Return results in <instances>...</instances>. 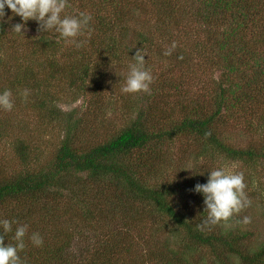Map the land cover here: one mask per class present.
I'll return each mask as SVG.
<instances>
[{
	"label": "trees",
	"instance_id": "16d2710c",
	"mask_svg": "<svg viewBox=\"0 0 264 264\" xmlns=\"http://www.w3.org/2000/svg\"><path fill=\"white\" fill-rule=\"evenodd\" d=\"M127 1L68 0L67 14L86 11L92 16L78 38L85 41L80 48L38 31L32 20L25 29L36 35L11 32L23 21L10 9L0 20V65L3 53L12 48L23 50L19 61L29 62L21 79L11 82L14 88L7 90L36 91L38 118L60 122L58 133L63 134L52 160L38 169L29 170L28 148L18 147L28 170L0 180V218L28 225V234L34 229L44 241L35 247L27 234L19 255L26 264H74L73 238L82 237L79 227L70 223L74 216L67 215L74 208L87 221L112 222V230L100 228L101 249H88L81 264H126L137 238L154 234L172 238L171 231L182 241H174L179 250L170 247L163 264H264V240L251 245L261 236L242 222L246 215L238 216L241 211L226 223L205 225L203 196L194 192L195 185L208 179L207 163L223 160L243 168L251 206L258 203L264 208V3L260 7L252 0H194V22L200 29L191 36L179 23L177 0H146L153 10L144 19L156 16L157 21L144 30L129 24ZM246 31L259 33L262 41H246ZM173 42L172 54L164 55ZM138 50L145 55V68L154 82L150 94L134 97L121 93L126 76L118 77L114 66L134 63ZM8 63L5 60L3 67ZM66 93L81 100L83 110H61L58 103ZM154 97L175 98L179 114L158 111L156 103L152 106L155 101L150 102ZM120 109L125 113L112 119ZM92 127L95 132L89 139L79 132ZM238 128H246L262 142L230 143ZM187 156L201 165L192 181L182 175ZM99 185L110 194L100 198L92 194ZM187 188L194 193L192 206L182 197ZM137 206L140 213H133ZM150 206L160 212L159 220H147L146 210L149 218L154 217ZM62 216H68L66 228ZM13 234L5 235L0 228L5 243L12 244ZM51 238L58 243L51 244ZM196 252L200 259L194 262L190 255ZM134 264H141L138 258Z\"/></svg>",
	"mask_w": 264,
	"mask_h": 264
},
{
	"label": "rangeland",
	"instance_id": "374dc122",
	"mask_svg": "<svg viewBox=\"0 0 264 264\" xmlns=\"http://www.w3.org/2000/svg\"><path fill=\"white\" fill-rule=\"evenodd\" d=\"M146 0H129L127 1V7L132 13V17L130 18L129 24L134 29H147L150 27V24H155L157 21L156 16L151 17L150 19H144V17H149L152 12V7H150L148 4L145 3ZM253 5H259L261 7L262 3H264L262 0H252ZM133 3V4H132ZM142 6L145 9V12H140L135 5ZM177 7L178 12H176L177 16H181L182 20H179L180 25L187 27V31H189V34L191 36H195L199 32V26L196 25L194 20L196 19L195 15V2L194 0H177ZM127 9V10H128ZM128 10V11H129ZM148 13L147 15H145ZM262 15H264V8H262ZM132 18V19H131ZM152 19V21H151ZM191 19V22L188 20ZM177 20V19H176ZM151 21V23H150ZM178 21V20H177ZM191 23V24H190ZM26 28V27H25ZM22 29V31H25L26 29ZM156 30L153 29L152 31ZM28 34H35L33 31L26 30ZM38 34V33H37ZM194 34V35H192ZM245 40L248 42H257L262 41V38H260L259 33H252L250 31H246V34L244 35ZM185 46V45H184ZM19 50L17 48L7 49L6 53H3L2 55V62L0 65V90L1 89H13L14 86L11 84V82H18V78L21 79L20 73L24 68H26L29 65V62L19 61L17 59L18 56H21L20 54H23V50L18 52ZM18 53V54H17ZM6 62L9 61L8 67H3ZM18 60V61H16ZM20 62V63H19ZM121 63H124L122 61ZM116 68V71L118 72V77H125L128 73V66H114ZM196 87V90H199L200 83L198 80H195L194 88ZM18 88V87H17ZM19 91H11L12 97L15 101V106L11 111H4L0 110V180H3L7 177H14L18 173H22L23 170H28L26 165L30 169H38L41 167H44L46 164H48L52 158L53 154H55L56 149L60 145L63 134H59L60 128L62 127L60 122H52L47 123L43 122L38 118V106L39 103L36 98V91L29 92L27 100L23 99L21 96V93L23 92L22 89L18 88ZM22 90V91H21ZM143 92L133 94L134 97L142 96ZM155 102L152 103V106L154 103H156L154 106H156V109L158 111L162 112H169L168 116H173L175 113L176 115L179 114L176 104L177 100L175 98H165V97H159V98H151ZM83 102L80 100L78 102L74 101V96L70 95L68 93L65 94V99L61 100L58 103V107L63 110L66 113H69L73 111V109L83 110L81 108ZM121 105V104H120ZM119 105V107H120ZM125 113L124 109H120L117 111V114H112L111 118L114 119V116H119ZM119 114V115H118ZM161 114V113H159ZM47 127H50L48 130H46ZM236 129V128H235ZM56 132H52V131ZM229 134L232 133V130H229ZM51 132V133H50ZM80 134L87 135V139L90 138V134L95 132L94 127L91 129H82L79 131ZM252 139L254 142H259L262 140V138L258 137L257 135L250 133L246 128H238L237 132H233L230 143H234L236 146H240L246 144V142ZM98 142L97 140L93 141L91 143L94 144ZM262 142V141H261ZM27 147L28 148V154H27V160L26 165L23 163L21 159V153L18 151V147ZM187 161L184 166H186V171L184 170V177L187 178V181H192V178H195V175H197L201 170L200 163L194 161V157L187 156ZM192 160V161H191ZM223 167L224 169L230 171V172H243V168L238 165L228 164L224 162L223 160H210V162L207 163L206 167L204 169L208 172L211 170H215L217 168ZM194 172V173H193ZM182 177V176H181ZM161 180V179H160ZM180 179L177 181L179 182ZM207 182V180H206ZM264 182V181H263ZM151 184L155 185V180L151 181ZM187 186H190L189 183H187ZM90 190V189H89ZM262 190V188H261ZM91 191V190H90ZM258 191V189H257ZM92 194L95 193L97 197L107 196L110 194V190H108L104 185H99L97 190L91 191ZM184 199L187 201H184L185 203L189 204H195V197L194 193L191 189H186L185 193L182 195ZM152 211L154 212V217L149 218L151 215L149 211L146 210V218L147 220L154 219L159 220L158 218L161 216L160 212L157 211L154 207L150 206ZM74 209V208H73ZM71 208L69 210V213L67 214L69 216V219L71 216L72 219H70V223L75 226L79 227L80 233H82V237L76 236L73 238L74 244L72 245L73 249L71 253L74 256V264H81L86 259V256H88V249L89 250H95L96 248L98 250L101 249V245L103 243L102 233L100 231V228L104 229H110L112 230V222L108 221L105 223L103 219L97 218L96 221H87L85 220L79 213H75ZM140 213V208L137 206L136 210H134L133 213ZM264 208L260 206V204L256 203L255 205L248 207L247 209H243L242 213H240L238 216L243 214L250 218L249 223V229H251V232H256V235H260L261 238H254L251 241V245L257 246L259 245V242H262L264 240ZM67 216V217H68ZM245 216V217H246ZM67 217L62 216L61 219L63 221H67ZM152 221V222H153ZM126 222H130L129 219H126ZM144 222V221H143ZM149 222L148 226L152 223ZM162 223V221H160ZM60 224V222H59ZM145 224V223H144ZM67 222L64 225L66 228ZM143 227V224H141ZM89 226V228H88ZM87 228L89 233L87 232ZM257 228V229H256ZM102 229V230H104ZM137 230H139L137 228ZM34 232V229L31 230L30 234ZM100 234L99 240L97 241V238ZM170 236L172 238H169L168 235L163 234L162 236H158L156 234L149 236L148 238H137V247L133 251V257L130 259V261L126 264H134L135 260L138 258L139 262L141 264H163L165 261V258H167V255L169 253L170 247L172 248H179L174 245V241L180 242L182 241V236L180 234L176 235L174 231L170 232ZM65 240V238H63ZM30 241V240H29ZM48 241L56 245L58 242L53 238L48 239ZM96 242V245H95ZM15 243L13 240L12 244ZM113 243H116V240L113 241ZM184 246L185 243L182 242ZM194 246H197L198 244L194 243ZM195 250H199V248H193ZM200 251V250H199ZM118 252V251H117ZM190 256H193L192 259L194 262H197L200 258L199 254L194 253ZM43 260V256H39L37 259V262L40 263ZM199 264V263H198Z\"/></svg>",
	"mask_w": 264,
	"mask_h": 264
},
{
	"label": "clouds",
	"instance_id": "9594fccd",
	"mask_svg": "<svg viewBox=\"0 0 264 264\" xmlns=\"http://www.w3.org/2000/svg\"><path fill=\"white\" fill-rule=\"evenodd\" d=\"M69 6L68 0H0V20L6 15L5 9H10L14 16H19L23 21V23L15 24L11 32L23 34L22 29L28 21L32 20L37 22L38 31L46 35L55 34L65 43L80 48L85 41L78 38L84 36L92 16L86 11L80 12L79 15H69L66 11ZM175 47L176 44L173 42L164 55H171ZM133 58L135 62L128 65V73L120 91L123 94L140 92L150 94L154 76L150 69L145 68V55L138 50ZM28 95V89H24L21 93L25 100ZM14 106L15 101L11 91L7 89L0 91V110L11 111ZM246 188L243 172H230L223 167L209 171L207 182L194 187V192L203 196L204 212L207 213L205 225L209 222L211 224L226 223L235 214L250 207L251 200L246 194ZM242 222L248 224L251 221L246 216ZM14 224L16 227L13 230ZM205 225H197V227L202 228ZM0 228L5 235L13 232L12 239L15 241L14 244L5 243V235H0V264H26L19 253L26 247L25 237L28 234V225L0 218ZM28 239L35 247H41L44 243L38 232L31 233Z\"/></svg>",
	"mask_w": 264,
	"mask_h": 264
}]
</instances>
